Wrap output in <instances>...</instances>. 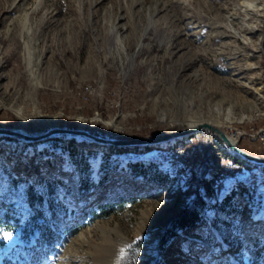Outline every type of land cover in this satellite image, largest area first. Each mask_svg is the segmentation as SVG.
<instances>
[{
  "label": "rangeland",
  "instance_id": "1",
  "mask_svg": "<svg viewBox=\"0 0 264 264\" xmlns=\"http://www.w3.org/2000/svg\"><path fill=\"white\" fill-rule=\"evenodd\" d=\"M200 120L264 157V0H0V127L132 139ZM71 138H0V264H264V166L214 132L142 153L73 136L87 187ZM148 160L168 179L131 166Z\"/></svg>",
  "mask_w": 264,
  "mask_h": 264
},
{
  "label": "water",
  "instance_id": "2",
  "mask_svg": "<svg viewBox=\"0 0 264 264\" xmlns=\"http://www.w3.org/2000/svg\"><path fill=\"white\" fill-rule=\"evenodd\" d=\"M201 130H209L214 132L231 151H233L237 156L244 159L245 161L252 164L264 166L263 156L254 155L243 150L242 148L237 146V143L232 142L227 136V134L223 132L218 126L211 124L209 122H202L194 126L185 127L183 129L173 131L172 133H169L164 136L138 137L132 139L102 137L99 135H95L89 132L88 130H85L84 128H80V127L79 128L51 127L47 131L35 135L27 134L19 129L17 130L8 127H0V136L15 137L21 139L23 142L31 143V142H40L58 135H69V136L84 137L101 146L110 145L115 147H128V146L155 147L171 140L180 139L183 137H189Z\"/></svg>",
  "mask_w": 264,
  "mask_h": 264
},
{
  "label": "trees",
  "instance_id": "3",
  "mask_svg": "<svg viewBox=\"0 0 264 264\" xmlns=\"http://www.w3.org/2000/svg\"><path fill=\"white\" fill-rule=\"evenodd\" d=\"M192 136V135H191ZM191 136H189L188 138H190ZM56 137V136H55ZM55 137H51L49 139H53ZM57 137H60L62 139L64 138H71L68 145H67V149H64L66 151L65 153V158L68 161V163H70L72 165V167L75 170V174L77 177V181L79 182L80 186L83 187H87V169L90 166L87 157L85 156L84 152H83V147L82 144L79 142H74V138L73 136H68V135H59ZM0 138L3 139H15L21 143L24 144H29V143H25L23 142L21 139L19 138H15V137H7V136H0ZM109 148L111 150L117 151V152H121V151H131V152H135V153H142L144 151H148L151 147L150 146H128V147H115V146H110L108 145ZM157 147V146H155ZM235 161H240V162H244L245 160L240 158L239 156H236ZM158 163V162H156ZM135 170H138V174L142 175L143 177L151 180V181H155V182H163L165 181V179H168V173L163 172V170L161 168H158L157 166H155L153 164V162H151L150 160H148V162H142L139 161L137 163H133L131 165ZM12 175V174H11ZM40 180H37V183H40ZM44 192L41 195H36L35 194V190H34V185L32 183L28 184L27 186V197L29 200L30 204H34L33 202L35 200H37L38 202H41L44 198H43ZM225 197H227V195H225ZM224 197V198H225ZM37 198V199H35ZM225 201V199H224ZM204 200H200L199 203L197 204V207L194 208L193 210H190L188 215H186L185 217L181 218L180 220H178L174 225H175V230L179 229L181 227H183L184 225H187L189 223H193L196 219H198V217H200V212L202 207L204 206ZM227 204L225 206L224 212L229 213L231 212V208H229V202L225 203ZM50 229L47 230H43L41 232V238H44L43 242H49V239H51L52 234L49 231ZM48 232V233H47Z\"/></svg>",
  "mask_w": 264,
  "mask_h": 264
},
{
  "label": "bare ground",
  "instance_id": "4",
  "mask_svg": "<svg viewBox=\"0 0 264 264\" xmlns=\"http://www.w3.org/2000/svg\"><path fill=\"white\" fill-rule=\"evenodd\" d=\"M261 10V9H260ZM204 120H200V121H191L190 123H189V125H188V127L189 126H194V125H196V124H198V123H202ZM210 122V121H209ZM211 124H214V125H216V126H218L217 124H215V123H213V122H211ZM228 136V135H227ZM229 137V139L232 141V142H235V136H228ZM236 143V142H235ZM138 264H144V263H142V262H139Z\"/></svg>",
  "mask_w": 264,
  "mask_h": 264
},
{
  "label": "built area",
  "instance_id": "5",
  "mask_svg": "<svg viewBox=\"0 0 264 264\" xmlns=\"http://www.w3.org/2000/svg\"><path fill=\"white\" fill-rule=\"evenodd\" d=\"M212 135V134H211ZM214 137V136H213ZM177 161H180V159H176V164H177Z\"/></svg>",
  "mask_w": 264,
  "mask_h": 264
}]
</instances>
